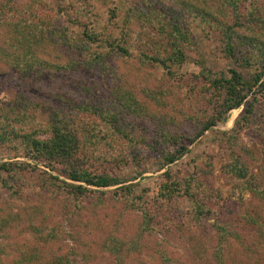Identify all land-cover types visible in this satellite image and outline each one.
Wrapping results in <instances>:
<instances>
[{
	"label": "trees",
	"instance_id": "obj_1",
	"mask_svg": "<svg viewBox=\"0 0 264 264\" xmlns=\"http://www.w3.org/2000/svg\"><path fill=\"white\" fill-rule=\"evenodd\" d=\"M163 1L171 2L163 9L164 21L157 28L159 39L150 35L145 38L147 43L140 53L142 66L148 62L161 67L169 79L176 80L171 68L182 64L194 49L195 28L205 39L214 41L221 57L233 65L227 70L228 75L204 71L200 74L203 80L200 88H195L196 84L190 87L193 103L205 107L195 118L194 133H188L180 126L182 122L173 117L165 123L166 116H158L144 104H138L132 94L121 93V98L105 104L99 101L91 104L85 98L86 93H91L90 88L82 81L69 78L67 73H90L96 67L103 70L101 44L104 41L112 51L113 43L88 27L81 33L74 32L73 37L66 35L70 32L68 29L61 30L57 44L74 50L64 64L49 63L38 56L32 42L47 32L41 28L47 25V20L39 19L33 24L37 18L33 8L43 1L0 0V85L11 82L18 96L15 102L0 105V148L9 149L15 155V160L0 162V189L11 198H25L27 205L35 199L40 200L46 192L62 195L75 205L87 194L98 195L100 201L108 198L113 206L123 204L127 210L140 214L134 238L114 239L108 248L111 255L124 259L142 246L140 242V246H136L134 240L141 241L146 233L153 232L152 210L159 213L171 202L188 196L193 204L188 220L199 223L203 214L211 213L212 204L206 200L209 184L200 180L208 178L209 172L205 169L194 167L185 188L166 171L165 181L155 189H139L137 184L130 183L140 177L144 169L130 180L123 177L122 171L130 164L139 163L142 147L148 153H159L164 166L174 163L187 151V144H192L210 127L224 122L233 109L242 108L232 131L218 135L219 146L228 151L221 169L224 175L243 181L244 188L261 202V214L253 218L244 213L239 218L240 227L247 231L248 238H243L222 220L214 223L217 247L211 258L199 249L191 264H240L235 257L227 259L224 244L230 241L246 247L250 255L258 259V264H264V166L260 167L259 174L250 173L241 155H236L233 143L239 132L255 124L254 119L259 114H264V15L260 14L259 7V2L264 0ZM115 11H110V17H115ZM124 21H128L127 18ZM48 38L56 43L52 37ZM116 47L127 56L121 44ZM150 48L152 52H144ZM45 72L49 74L47 78H44ZM192 77L198 80L197 76ZM69 82L74 83V92L62 89ZM44 88L52 89L49 96ZM164 94L162 89L144 92V96L160 108L166 107ZM207 108L209 111L205 112ZM146 119L154 125L149 137H146L147 129L143 124ZM255 132L264 140V129L257 128ZM90 188L114 189L102 192ZM39 211L36 205L24 211L23 222L29 228L35 227L33 220L37 216L39 219ZM174 220L168 222L172 224ZM6 224L7 220L1 223L2 227ZM180 224L183 223L177 220L172 227L181 235ZM16 250L18 258L14 264H44L49 259H43L34 246L19 245ZM82 259V262L64 258L54 261L56 264H91L94 260L89 254Z\"/></svg>",
	"mask_w": 264,
	"mask_h": 264
},
{
	"label": "rangeland",
	"instance_id": "obj_2",
	"mask_svg": "<svg viewBox=\"0 0 264 264\" xmlns=\"http://www.w3.org/2000/svg\"><path fill=\"white\" fill-rule=\"evenodd\" d=\"M42 1V5L33 8L37 16L33 24L39 19L47 20V25L41 27L47 32L45 36L32 40L34 51L41 59L62 65L71 57V50L74 48L57 44L61 30L64 32L65 29L70 31L66 35L73 37L74 32L81 33L88 27L113 43L112 51L104 41L101 44L99 51L103 56V70L96 67L90 73H67L69 78L82 81L90 88L91 93H86L85 98L91 104L99 101L102 105L106 101L121 98V93L132 94L138 99V104H144V107L158 116H166L165 123L168 124V118L173 117V120L182 122L180 126H184L188 133H194L195 118L205 107L200 103H193V97L189 93L190 87L196 84L195 88H200L203 83L200 74L206 70H211L216 75L220 72L228 75L227 70L233 67L221 57L216 43L210 38L205 39V35L197 28L193 32L196 40L194 49L189 51L182 64L171 68L176 80L169 79L166 70L161 67L150 65L148 62L144 66L141 65L140 53L147 43L145 38L149 35L158 37L157 28H160V22L164 21L163 9L166 5L167 8L171 1ZM259 7L260 14L264 15V1L259 2ZM111 10H116L115 17H110ZM30 17L32 19L33 15ZM125 18L128 21H124ZM124 34H128V37L125 38ZM48 37H52L56 43ZM61 40L64 41L63 38ZM117 44L127 50V56L117 49ZM95 48L94 46L93 49ZM144 52H152V49ZM48 75V72H45L44 78ZM193 75L197 76L198 80H194ZM73 84L69 82L62 89H71V92H74ZM159 89L165 92L163 99L166 107L154 106V103L144 96L147 90ZM51 90L43 89L48 96ZM199 93L201 94L200 90ZM17 98L16 88L11 82L0 85V105L11 104ZM241 110L242 108L233 109L226 115L224 122L210 127L192 144L186 143L187 151L174 163L164 166L159 153H148L142 147L138 155L139 163L130 164L121 173L124 178L130 180L138 171L144 169V173L130 183L137 184L139 189H155L165 181L163 174L167 171L181 188H185L186 180L194 173V167L205 169L209 172L208 178L200 180L209 184L210 192L206 200H210L212 209L209 215H202L199 223L188 220L193 205L192 198L188 196L171 202L167 209H162L159 213L152 210L153 232L150 235L146 233L141 241L134 240L136 246H140V242L143 247L133 250V255L120 259L111 255L108 248L114 239L134 238L140 218V214L135 211L127 210L121 203L113 206L108 198L103 197L100 201L98 195L92 194H87L75 205L62 195L46 192L40 200L35 199L27 205L25 198H11L7 192L0 189V228H5L0 229V250H3L0 251V263L14 264L18 258L16 246L23 245L24 248L34 246L39 249L43 259L49 258L44 264H54L57 258L82 262L85 254L93 256L91 264H191L199 249L211 258L214 248L217 247L213 224L220 220L234 228L243 238H248L247 231L240 227L239 218L244 213L253 218L261 214V202L244 188L243 181L222 173L221 168L226 162L228 151L221 148L217 140L219 134L232 131ZM207 111L209 108L205 112ZM40 118L43 119L42 116ZM254 122L255 124L239 132L233 143L236 145V155H241L250 173L259 174L260 167L264 166V140L255 131L257 128L264 129V114H259ZM143 124L147 129L146 137L151 136L150 131L154 125L148 119ZM14 156L13 151L0 148V162L15 160ZM19 160L28 161L24 158ZM90 189L107 192L114 188ZM31 205L38 207L41 216L33 220L35 227L29 228L23 222V214ZM172 218L176 219L173 222L180 220L183 223L180 224L181 235L174 231L173 222H168ZM5 220L7 224L2 227L1 223ZM224 248L229 260L235 257L240 264H258V259L250 255L246 247L238 242L230 241L227 245L224 244ZM194 262L197 263V260Z\"/></svg>",
	"mask_w": 264,
	"mask_h": 264
}]
</instances>
